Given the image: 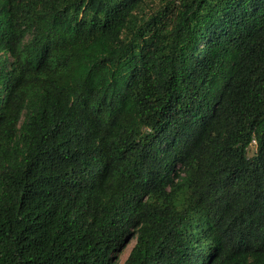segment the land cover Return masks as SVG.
Wrapping results in <instances>:
<instances>
[{
  "label": "trees",
  "instance_id": "obj_1",
  "mask_svg": "<svg viewBox=\"0 0 264 264\" xmlns=\"http://www.w3.org/2000/svg\"><path fill=\"white\" fill-rule=\"evenodd\" d=\"M0 264H264V0H0Z\"/></svg>",
  "mask_w": 264,
  "mask_h": 264
},
{
  "label": "rangeland",
  "instance_id": "obj_2",
  "mask_svg": "<svg viewBox=\"0 0 264 264\" xmlns=\"http://www.w3.org/2000/svg\"><path fill=\"white\" fill-rule=\"evenodd\" d=\"M255 151H256L255 146H251L249 148V152H248L249 157H251L255 153ZM133 245H134V242L127 241V243L125 245V249L121 251V255L119 257L121 263H123L126 260V258L128 257Z\"/></svg>",
  "mask_w": 264,
  "mask_h": 264
}]
</instances>
